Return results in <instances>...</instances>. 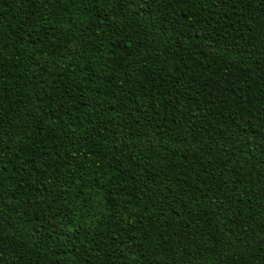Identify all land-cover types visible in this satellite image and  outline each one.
<instances>
[{"label":"trees","instance_id":"obj_1","mask_svg":"<svg viewBox=\"0 0 264 264\" xmlns=\"http://www.w3.org/2000/svg\"><path fill=\"white\" fill-rule=\"evenodd\" d=\"M0 264H264V0H0Z\"/></svg>","mask_w":264,"mask_h":264}]
</instances>
